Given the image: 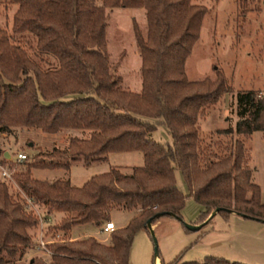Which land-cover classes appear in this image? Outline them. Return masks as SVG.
Instances as JSON below:
<instances>
[{
    "label": "trees",
    "instance_id": "16d2710c",
    "mask_svg": "<svg viewBox=\"0 0 264 264\" xmlns=\"http://www.w3.org/2000/svg\"><path fill=\"white\" fill-rule=\"evenodd\" d=\"M9 1L16 4L10 34L0 26V142L2 134H13L17 127L36 126L47 133L69 129L65 145L46 152L47 162L29 166L68 169L74 162H102L108 153L121 151H140L142 162L127 170L110 167L80 185L68 179L32 177L28 170L13 173L24 194L16 191L13 198L2 176L0 264H15L34 246L30 229L38 218L26 197L47 213H63L52 225L62 236L46 243L48 257L31 255L27 264H128L134 233L147 230V219L172 216L181 221L187 197L201 206L197 222L218 207L203 224L216 214L264 221V200L253 180L255 167L248 164L238 137L253 131L264 136V89L236 94L234 125L217 130L235 134L228 142L217 140L207 146L200 141L198 116L226 90L219 74L213 79H188L184 73L185 57L207 9L204 4L193 0ZM116 6L144 9V37L133 24L140 57L138 91L120 85L105 50L104 8ZM262 8L264 13V0ZM25 32L32 34L38 51L54 58L55 65L41 66L28 55L19 42ZM67 94L70 98L62 99ZM158 125L167 129L169 141L150 137ZM4 151L8 152L0 143V162H11ZM175 169L186 184L185 194L176 185ZM113 210L126 213L127 218L109 232L108 242L91 234L65 236L75 225L98 231L111 220ZM160 264L248 263L205 255L184 261L175 256L160 259Z\"/></svg>",
    "mask_w": 264,
    "mask_h": 264
},
{
    "label": "rangeland",
    "instance_id": "374dc122",
    "mask_svg": "<svg viewBox=\"0 0 264 264\" xmlns=\"http://www.w3.org/2000/svg\"><path fill=\"white\" fill-rule=\"evenodd\" d=\"M101 3L102 0H95ZM206 6L198 31V37L184 60V73L188 79H199L204 76L210 79L216 74L222 76L226 90L221 93L217 101L205 106L198 116L197 126L200 141L211 146L214 141L228 142L235 134L220 133L217 130L232 127L236 116V94L241 91L264 89V13L262 0H193ZM243 4V5H242ZM16 4L9 0H0V26L10 34L11 16ZM106 13L105 50L114 72L124 88L138 91L140 88V57L133 35V24H136L144 37L146 21L142 7L104 8ZM17 36V35H15ZM19 42L28 55L39 65H55L52 56L40 52L35 48L32 34L25 32L20 35ZM67 94L62 99H68ZM152 120V119H150ZM69 129H62L55 133L41 131L38 127H17L13 134H2L1 146L9 152L10 170L12 173L29 172L30 176L52 180L56 178L68 179L73 185H80L90 175L105 171L110 167L127 170L131 165L142 162L140 151H121L107 154L106 160L83 165L72 163L68 169L29 166L33 162H47L49 152L53 146L60 148L66 143ZM150 137L159 142L170 140L167 129L158 125L151 132ZM242 138L248 155V164L255 167L253 180L260 187V195L264 200V136L253 131ZM22 150L27 157L22 162L14 160L15 153ZM1 157V155H0ZM175 182L185 194L187 187L178 169L174 171ZM2 175L0 174V179ZM7 182L9 193L18 191L14 178L3 177ZM37 214L41 219V227L37 223L30 229L34 246L27 249L23 257L15 264H27L31 255L44 253L37 247L36 241L40 235L42 239L51 241L61 237V232L53 229L62 217V212H45L44 207H37ZM32 208V207H31ZM201 206L191 197L185 199L180 210L181 221L172 216H161L151 222V229L155 237L157 264L160 259L168 261L175 256L181 261L201 260L205 255H216L230 260H237L248 264H264V222L253 218H245L236 214H229L227 218L216 214L207 223L197 222L195 216ZM33 209V208H32ZM126 213L111 211L110 219L117 227L124 223ZM194 221V222H193ZM183 222L199 224L197 229L186 230ZM203 224V225H202ZM84 225H75L65 236L82 237L94 235L102 242H108L109 232H97ZM154 242L149 230L139 229L132 238L128 264H152ZM155 260V263H156Z\"/></svg>",
    "mask_w": 264,
    "mask_h": 264
},
{
    "label": "built area",
    "instance_id": "2783aa9c",
    "mask_svg": "<svg viewBox=\"0 0 264 264\" xmlns=\"http://www.w3.org/2000/svg\"><path fill=\"white\" fill-rule=\"evenodd\" d=\"M27 155L25 152H23L22 150H19L15 153L14 156V160L17 162H20L24 159H26ZM0 174L5 177V178H12V171L10 170V164L8 163H1L0 162ZM26 200L28 201V203L31 205V207L33 208V210H35L36 214H37V210L36 208L33 207V204L31 203L30 199L26 197ZM38 218V224L40 225L39 227H41V219L40 217L37 215ZM115 228V224L113 223L112 220H107L104 222V224L101 226V228H99V230L97 232H109L111 230H113ZM41 232H39V236L37 239V247L40 248L44 253H50V251L48 250V248L46 247V243L48 242L47 240L42 239V236L40 235Z\"/></svg>",
    "mask_w": 264,
    "mask_h": 264
},
{
    "label": "water",
    "instance_id": "95a60500",
    "mask_svg": "<svg viewBox=\"0 0 264 264\" xmlns=\"http://www.w3.org/2000/svg\"><path fill=\"white\" fill-rule=\"evenodd\" d=\"M3 155L5 157H8L9 156V153L7 151H4ZM218 210V207L214 208L208 215L207 217L205 218V220H203L202 223H204L209 217H211L216 211ZM264 222V221H263ZM183 225L189 229H197L198 227L201 226V223L199 224H192V223H189V222H183ZM146 227L147 229L149 230L150 234H151V237H152V240L154 242V253H153V263H155V257H156V245H155V237L153 235V230L151 229V219H147L146 220Z\"/></svg>",
    "mask_w": 264,
    "mask_h": 264
},
{
    "label": "crops",
    "instance_id": "0c3cea01",
    "mask_svg": "<svg viewBox=\"0 0 264 264\" xmlns=\"http://www.w3.org/2000/svg\"><path fill=\"white\" fill-rule=\"evenodd\" d=\"M259 168L264 170V162H263L262 167H258V169H259ZM260 169H259V170H260ZM85 180H86V179H85ZM70 183H71V182H70ZM122 224H123V223H122Z\"/></svg>",
    "mask_w": 264,
    "mask_h": 264
},
{
    "label": "bare ground",
    "instance_id": "6f19581e",
    "mask_svg": "<svg viewBox=\"0 0 264 264\" xmlns=\"http://www.w3.org/2000/svg\"><path fill=\"white\" fill-rule=\"evenodd\" d=\"M156 260V259H155ZM156 264H157V260H156Z\"/></svg>",
    "mask_w": 264,
    "mask_h": 264
}]
</instances>
